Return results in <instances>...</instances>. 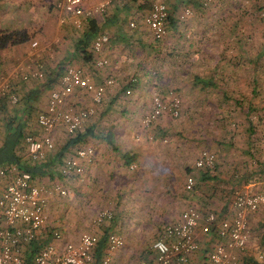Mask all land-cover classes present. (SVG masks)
<instances>
[{
  "label": "crops",
  "instance_id": "obj_1",
  "mask_svg": "<svg viewBox=\"0 0 264 264\" xmlns=\"http://www.w3.org/2000/svg\"><path fill=\"white\" fill-rule=\"evenodd\" d=\"M2 1L16 2L19 0ZM20 1L23 2V0ZM30 1L34 2L38 0ZM101 1L102 0H87L85 6L91 7ZM141 1L143 0H117L108 11V13L110 12L109 16L112 12L113 15L111 14L112 17H110L109 21L104 23V25L100 28L103 33H106L110 36L112 35L113 40L111 45L106 48L104 52V56L109 60V65L101 70H97L93 66L91 59H85L84 56L77 51L80 41L83 39L82 31L73 28L71 25L61 26L59 24V14L55 10L51 13L43 11L41 15H36L37 17L35 16V18L38 20V24H40L39 26H41V32L31 39L26 40L23 38V41L20 42L21 38L18 36L19 32L17 29H15L22 28L20 23L19 25H13L15 28H6L4 33L7 35H13L14 39L12 41L15 39L16 40L14 42L10 41L5 48L0 50V73H8L13 69L17 61L20 60L25 54L30 41L33 39H39L40 41L47 43L54 41L56 38H60L62 42L60 45L56 46L55 50L53 51L52 58L46 59V72L49 76H47L44 85L34 84L38 81L18 83V85L15 86V91L20 97V103L16 106H12L7 102L1 101L0 138L5 136V128L11 119L17 124L14 126L22 124L24 129H29L34 133H41L37 124V116L39 113L46 110L51 91L57 87L60 76L62 75L65 67L69 65L81 67L93 79V81L98 84L104 83L109 78L115 77L120 78L121 80L127 78V74L133 70H136L138 68V64H141L140 62H142L144 65H147L146 58H142L141 60L134 59L135 57L133 54V49L131 48L133 46H137L140 49H144L145 51L147 49L146 40L142 39L140 35H134L132 37L129 36L130 38H128L126 37L125 32H123V29L118 31L121 29V22L118 19L122 15H127L129 13H135L138 10H142V5H140ZM168 6L171 16L168 24V35L164 41H155L149 29L146 27V25H144L143 18L145 15L142 16L140 21L143 27L151 35V39L156 43H161L159 44L158 48L156 47V50H154V52L157 53L158 59L156 58L157 60L155 59L154 63L152 60H149L151 64H154L157 67L159 66V69L166 66L172 70H182L184 67L183 65L189 63L218 65L236 62L233 56H236V54L228 55L226 47L223 49L222 37L214 35L215 31L213 30L212 26L205 25L204 23L206 21L201 18L208 17L216 11L215 9L211 8L212 6L209 8L202 7L196 9L194 17L186 22H182L180 20V15L183 13V10L186 6L184 0H168ZM20 15H22L21 17L24 18V13H20ZM27 16L31 17L32 19L30 13H27ZM12 18H14L13 15ZM95 18L101 20L100 16ZM19 21L24 22V20L21 19H19ZM132 22L135 23L134 28L130 26ZM129 27L133 30L136 29L137 22L131 21L129 23ZM127 47L130 48L127 49ZM89 52H92V48L89 50ZM230 52L233 53V51ZM140 69L142 70L140 73L141 78V76L146 75L147 70H144L145 67L142 64ZM205 77L214 78L211 76ZM132 78H136V83L131 85L129 82L126 86V89L128 87L133 88V86H137L138 82L140 81L139 77V79L137 77ZM144 79H146V77H144ZM129 80L130 78L127 79V82ZM202 83L206 82L202 81ZM112 88L113 87L108 89L104 104L108 103L107 101H109V94L111 93ZM156 91L158 90L156 89ZM37 92H39V95ZM134 93L135 91H133V95ZM42 97L45 98L42 100ZM70 102L73 104L86 106L90 103V100L88 97H82L80 99L78 97H72ZM35 108L39 109L40 112L37 114L36 119L34 120L32 113ZM109 108L110 107H107V110ZM166 117L168 116H164L162 118L160 124H163ZM158 124L159 122L155 126ZM84 130L85 132H88V138L87 143L85 142V144L81 147H94L96 151L95 160L92 164L87 165L86 174L83 180L75 177L69 179H63L61 177L65 184H67L69 181H75L76 183L75 186L77 200L75 202V208L78 214L76 213L75 222L81 229H83L84 226L86 229L90 230L91 233L96 234L99 237H103L104 232L108 231L109 237V234L111 233L121 235L119 232H124L130 229L144 231L152 225L162 224L166 226L168 224L179 223L181 221L183 211L188 207L193 206L200 210L203 214H207L209 212H227L226 210H228L231 206L232 195H229L228 193V189L231 187L223 188V178L228 171L223 163V155H218V168L221 175L219 178H215L216 183L218 182L220 186L218 185L214 190L209 189V187L204 188V186H198L199 183L204 185L206 183H212L214 180L209 181V178H205L203 176L207 172L197 171L200 176L197 177V175H195L197 178V185L194 192H187L185 190V186H183V188L177 192L176 196L171 189L168 177L170 176V171L173 169L174 165L183 166L182 164L185 161L181 160V157H179L177 160H173L172 158L169 159L166 155H164L165 151H169L171 149L169 145L164 143L165 141L152 142L148 141V139L144 140L143 138L128 139L113 135V144H111L109 141H107V139L102 138V134H100L101 131H99L101 128L98 125H87L85 126ZM96 132L101 137L94 136L93 134ZM109 133L110 131H108L106 135ZM68 137L69 136L65 134L63 128L60 129L56 134V142H58V144L56 145L55 150H57V146H59L62 142H64L63 145L65 146L60 151L61 156L59 153V155L57 154L53 159L58 163H60V159H62L59 166L63 164L66 158L72 157L76 150L80 148L66 149V140ZM22 147L23 148L20 155L23 157V160H26L28 159V156L27 153H23V150L25 151L24 142ZM213 149L214 153L217 152L219 154V151L223 152V150H218L215 147H213ZM255 158L256 168H254L253 171L258 170V167L264 163V155L262 156V161L257 159V157ZM257 160H259V162ZM131 165H136V168L132 170ZM194 171L195 170L192 168V171L187 173L190 174ZM160 174L163 176V179L154 182L153 185L152 180H154L155 177H158ZM232 174L233 173L231 172L230 178L233 181L232 184H237V178L239 177L236 174ZM241 177L245 178L244 176ZM201 180L203 182H200ZM7 182L8 179L0 178V189L4 188ZM254 182L251 184V182L247 183L243 180L244 184L241 185L245 186H243L242 189L249 190L252 193L264 192V180L260 179L257 182ZM50 206L52 207L53 203L50 204L47 209V214L51 220L52 216L50 212ZM104 207H116L118 216L121 209H130V216L133 218V215L131 214L133 212L136 219H128L124 220L123 222L118 221L117 223V217H114L112 221L106 222L101 227H98L97 225L95 226L93 223L88 225L87 216L93 214L96 209H101ZM153 208L155 211L149 210ZM147 209L149 212L151 211V215H149ZM60 212H62V210H60ZM65 220L66 219H64V221ZM62 223L58 225L57 223L55 224L57 226L63 227ZM263 224L264 205L250 217V229L252 234L250 235L249 249L244 258L246 264H252L253 261L262 263L264 260V251L260 249L264 247V243H262L261 240L264 239V233L260 228ZM52 226L54 225L50 224L48 221L45 226L46 234H48V228H50V231L58 230L61 232H63L65 229H68L66 223L64 226L65 229L54 228ZM164 227H162L160 233ZM258 232H260L261 239L258 236ZM160 233L158 234V237ZM46 234L41 238V240L48 236ZM124 240L125 244L123 248L113 254V264H123V261H120L119 259L118 253L124 250L125 246H128V250H132V238L125 235ZM198 240L200 244V251L193 255L190 264H210L209 253L213 250L214 246L219 243V239L214 235L210 237L200 235ZM98 248L99 247H97V250ZM106 250L107 244L103 255L106 254ZM153 257L154 255L152 253V249L149 248L145 261H152Z\"/></svg>",
  "mask_w": 264,
  "mask_h": 264
},
{
  "label": "rangeland",
  "instance_id": "obj_2",
  "mask_svg": "<svg viewBox=\"0 0 264 264\" xmlns=\"http://www.w3.org/2000/svg\"><path fill=\"white\" fill-rule=\"evenodd\" d=\"M59 1L61 0L34 2L30 0H23V2L0 0V32L4 33L6 28H15L13 25L20 23L22 28L15 29L18 30L21 40L33 38L41 32V26L35 16L41 15L43 11L51 13ZM140 5L142 8L144 7L142 10L122 15L118 19L121 22V29L118 31L123 29L128 38L140 35L142 39L146 40L147 49L145 51L137 46L131 47L134 59H147V65L140 62L145 67L144 70H147L146 75L140 78L142 70L140 69L141 64H138V68L127 74V78L121 80L114 77L116 85L109 94L108 103L99 107L97 116L89 120L85 126L98 125L105 135L110 131L115 136L128 139L143 138L152 142L165 141L164 143L171 149L165 151L164 155L173 160L181 157V160L185 161L183 166L174 165L168 177L171 189L176 196L177 192L185 186L186 176L192 171L200 153L205 149L214 151L213 147L221 149L223 152L219 151V154L216 152V155H223V163L228 169L223 178V188L231 187L228 189V193L233 196L234 191L242 190L245 185L232 184L230 173L232 172L238 177L244 176L243 180L248 181L247 179H249L247 183L257 182L258 180H254L250 175L256 168L255 157L262 161L264 155V0H218L211 7L216 11L208 17L201 18L206 21L203 22L205 25L212 26L215 31L214 35L222 37L223 49L226 47L228 55L236 54V56L233 55L236 62L218 65L189 63L183 65L182 70H172L166 66L159 69V66L150 63L149 60L154 63L157 58V53L154 50L161 43L153 41L149 32L140 22L142 16L150 11L151 0H143ZM198 8H202V6L195 4L194 9ZM19 12L24 13V18L21 17L23 14L20 15ZM27 13L31 14L32 19L27 16ZM109 13V18H106V21H109L113 15V12L110 16ZM12 15L15 19L12 18ZM131 21L137 22V28L134 30L129 27ZM110 37L113 38L112 35ZM129 48L127 47V49ZM132 77H139L140 81L137 86H133L135 93L130 98L125 94V89ZM129 78L130 80L127 82ZM202 81L206 83H202ZM38 82L34 84L44 85L45 80ZM155 87L163 94L170 91L178 94L182 100L181 116L179 118L168 116L164 119L163 124L159 122L157 126L144 129L141 126V121L151 109ZM37 93L39 95V92ZM44 98L42 97V100ZM107 107L110 108L107 110ZM39 112L40 110L35 108L32 113L34 120ZM25 132L26 134L40 135V132L34 133L29 129H25ZM69 139L70 137L66 140L67 144ZM63 143H60L55 150L58 144L55 142V149L50 153L47 162L53 161L56 155H59L61 149L65 147ZM76 148L78 147L72 149ZM23 153L26 154L24 150ZM257 161L259 162V160ZM60 163L55 162V165L52 166V176L37 178L39 184L46 190L50 189L55 181L62 180L59 172ZM194 172L197 177L200 176L197 171ZM220 175L217 164V170L209 178V181H214L204 185L199 183L198 186L214 190L219 185L215 178H219ZM162 179L163 176L160 174L152 180V184L154 185V182ZM75 184V181L65 184L70 191L69 197L53 196L49 200V205L53 203V206H50L52 218L49 219V222L54 225L52 227L60 229H65V223L67 224L68 229L63 230L66 241H76L82 233H91L84 226L83 229L78 227L75 222L77 213ZM105 208L108 207L96 209L93 214L87 216V224L93 223L96 226L95 218L98 212ZM112 209L116 213L117 223L118 221L136 219L133 212L131 213L133 218L130 216V209H121L119 216L116 207ZM149 210L155 211L154 208ZM149 210L147 209V212ZM151 211L149 215H151ZM64 219L66 220L64 221ZM55 223L57 225L62 223L63 227L57 226ZM164 226L162 224L152 225L144 231L130 229L119 232L123 238L125 235L132 238V250H128V246H125V249L118 253L120 261H123V264H138L140 261H144L149 248L152 247ZM260 228L264 233V224ZM47 231L49 233L50 228ZM249 231L251 235V229ZM258 233L260 237V232ZM261 240L264 243V239ZM260 249L264 251V247ZM259 264H264V260Z\"/></svg>",
  "mask_w": 264,
  "mask_h": 264
},
{
  "label": "built area",
  "instance_id": "obj_3",
  "mask_svg": "<svg viewBox=\"0 0 264 264\" xmlns=\"http://www.w3.org/2000/svg\"><path fill=\"white\" fill-rule=\"evenodd\" d=\"M87 0H61L56 3L55 11L59 14L61 26L71 25L82 30L99 15L107 14L117 0H102L86 7ZM186 6L180 20L186 22L194 17V5L204 8L215 5L218 0H184ZM170 11L168 0H152L150 12L144 16V25L149 29L155 41L162 42L168 35ZM132 28L135 23L130 24ZM62 40L56 38L44 43L39 39L30 41L23 57L17 61L8 73H0V109L1 101L12 106L20 103L15 91L18 83L43 81L47 78L46 59L52 58L56 46ZM112 38L99 34L93 43L95 68L104 69L109 60L104 56ZM132 78L131 85L136 83ZM57 87L51 91L45 111L37 116L40 135L28 134L24 139L25 152L29 161L39 164L47 160L55 149L56 134L64 129L67 136H75L85 124L98 114L104 104L108 89L116 85L114 78L98 84L79 66L65 67ZM128 97L133 95V88L125 90ZM72 97H88L86 106L73 104ZM182 100L173 91L163 94L156 91L152 97V106L141 121L144 129L154 127L164 116L179 118ZM3 141L0 138V147ZM96 157L92 146L80 147L72 157L66 158L59 172L63 179H84L86 167ZM218 156L210 150H203L197 158L195 171L214 172L217 169ZM136 165H131L134 170ZM0 178L8 179L6 186L0 189V264H25V252L29 245L41 240L46 234L49 221L47 209L53 196L67 198L70 191L63 180H57L46 190L38 180L19 167L9 165L0 169ZM197 178L194 172L187 175L185 190L194 192ZM264 205V193H252L249 190H236L232 196L231 206L227 212H209L203 214L195 207L186 208L181 221L168 224L151 249L152 261H141L139 264H190L191 258L200 251L199 236H216L219 243L209 253L210 264H246L245 255L250 244V217ZM115 212L105 208L98 212L95 224L98 227L112 221ZM52 241L45 244L33 259L34 264H113V254L123 248L125 240L116 233L109 234L107 250L104 257L95 262L99 236L93 233H82L76 241H66L61 231H53ZM47 235V234H46Z\"/></svg>",
  "mask_w": 264,
  "mask_h": 264
},
{
  "label": "trees",
  "instance_id": "obj_4",
  "mask_svg": "<svg viewBox=\"0 0 264 264\" xmlns=\"http://www.w3.org/2000/svg\"><path fill=\"white\" fill-rule=\"evenodd\" d=\"M151 7V5H150ZM144 8V7H143ZM101 17V20L98 18H94L90 24L86 25L81 31L83 34V39L80 41V45L77 48V51L81 53L85 59H91L93 62V66L95 67V56L93 52V43L96 37L103 33L101 30V26L104 25L106 21V18L108 17V13L104 15H99ZM171 16V15H170ZM99 21V22H98ZM170 21V19H169ZM99 24V25H98ZM14 39L13 35H7L5 33L0 32V50L5 48L7 44H9L10 41ZM16 40V39H15ZM14 40V41H15ZM12 41V42H14ZM21 40L20 42H22ZM92 48V52H89V50ZM91 53V54H90ZM90 61V62H91ZM49 76V75H47ZM59 76V75H58ZM46 80V79H45ZM56 81V80H55ZM24 100V99H23ZM15 121L12 119L9 120L8 125L5 128V136L2 139L3 145L0 147V169L5 168L9 165H18L25 171L29 172L33 178L37 179L41 176H52L51 170L52 166L55 165V161L47 162V160L43 161L39 164H33L29 159H24L20 155L22 152V144L24 142L25 136L28 135L25 132L24 126L22 124L18 126ZM85 128V127H84ZM84 128L80 130L75 136H69L70 139L68 141V144L66 145V149L68 148H75V147H81L87 143L88 138V132H85ZM84 130V132H83ZM101 131V130H99ZM100 134H102V138L107 139L111 144H113V134L109 133L108 135L103 134L101 131ZM96 137H101L97 132L93 134ZM64 155V154H63ZM61 156V152H60ZM217 170V169H216ZM215 170V171H216ZM208 173V174H207ZM205 173L203 176L205 178H211V174L214 173L212 171ZM210 175V176H209ZM254 180H260L264 179V163L261 164L260 167H258V170L254 171L250 175ZM61 177V175H60ZM249 181V179H247ZM246 179H244V182ZM246 181V182H248ZM237 184H244L243 183V177H239L237 179ZM53 231L49 232L46 238L43 240L36 241L29 245L25 252V264H34L33 259L38 253V251L47 243L51 242L53 237L52 234ZM108 240V231L104 232V236L99 238L98 243V250L97 255L95 256V261L99 262L103 257V252L105 250L106 244ZM254 262V261H253ZM253 264V263H252ZM255 264H259L255 263Z\"/></svg>",
  "mask_w": 264,
  "mask_h": 264
}]
</instances>
